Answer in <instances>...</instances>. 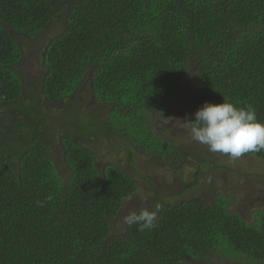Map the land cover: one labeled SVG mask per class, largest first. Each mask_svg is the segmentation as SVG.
<instances>
[{"label": "trees", "instance_id": "trees-1", "mask_svg": "<svg viewBox=\"0 0 264 264\" xmlns=\"http://www.w3.org/2000/svg\"><path fill=\"white\" fill-rule=\"evenodd\" d=\"M187 83L189 122L225 97L264 120V0H0V264H264V213L249 221L228 193L158 199V227L115 229L137 185L92 145L122 138L176 167L189 150L155 125Z\"/></svg>", "mask_w": 264, "mask_h": 264}, {"label": "rangeland", "instance_id": "rangeland-1", "mask_svg": "<svg viewBox=\"0 0 264 264\" xmlns=\"http://www.w3.org/2000/svg\"><path fill=\"white\" fill-rule=\"evenodd\" d=\"M43 41L44 38H38L36 41L24 40L26 56L22 66L26 75H31L29 78L36 79L42 74L38 51ZM29 81L34 82L31 79ZM190 88L187 83L176 101L173 114L157 120L155 125L159 133L174 139L183 150H189V155L176 167L165 165L144 153H138L131 159L127 143H122V138L112 141L100 140L99 143L96 140L92 145L96 150L99 167L105 163L116 164L132 175L137 185L131 199L125 200L114 224L119 232L126 224L124 216L129 211L138 212L144 207L153 208L158 199L178 201L202 197L211 202L217 193H228L234 198L230 208L249 221L253 220L252 213H264V159L255 155H244L232 161L225 155L209 152L206 145L193 140L189 131L190 125L187 123V106L193 95ZM89 102V89L84 87L76 97L74 107L79 113L87 114L91 105ZM62 114L63 111L57 112V116ZM59 141L60 136L56 135L54 142ZM58 143H54L53 154L60 160L61 146L59 147ZM212 164L214 169L211 170L208 167ZM209 176L212 177L211 183L207 182Z\"/></svg>", "mask_w": 264, "mask_h": 264}, {"label": "clouds", "instance_id": "clouds-1", "mask_svg": "<svg viewBox=\"0 0 264 264\" xmlns=\"http://www.w3.org/2000/svg\"><path fill=\"white\" fill-rule=\"evenodd\" d=\"M195 117L194 121L187 122L190 135L196 142L206 145L209 152L235 161L246 154L264 151V120L258 119L251 105L241 106L225 97L222 103L205 102L196 111ZM207 182H212L211 176ZM161 211L159 203L154 208L144 207L139 212L131 210L124 216V222L129 226L138 225L141 232L153 230L158 227Z\"/></svg>", "mask_w": 264, "mask_h": 264}]
</instances>
